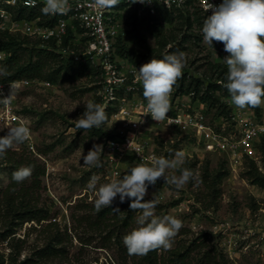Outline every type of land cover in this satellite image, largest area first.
<instances>
[{
    "label": "rangeland",
    "instance_id": "1",
    "mask_svg": "<svg viewBox=\"0 0 264 264\" xmlns=\"http://www.w3.org/2000/svg\"><path fill=\"white\" fill-rule=\"evenodd\" d=\"M186 9L194 11V7H176L172 9L173 22L164 24L167 33L172 31L176 40L162 50L160 59L183 51L186 54L183 74L202 77L205 81L213 77L226 80L227 71L224 72L223 66L217 72L213 66L225 65L222 59L227 55L206 45L203 37L194 38L195 33L202 34V28L186 26ZM12 10L18 15V9ZM121 10L123 38L127 40L125 31L135 9L123 6ZM29 11L25 10V15ZM2 32L14 35L18 40L26 37L29 47L45 44L30 35L8 30H1L0 35ZM65 40L64 48L68 53L80 50L71 32ZM135 45L145 52L149 46L158 54L152 36H148L147 46ZM1 53L5 56V52L0 51V66L4 59ZM27 54L24 52L22 57L25 59ZM144 63L146 60L141 65ZM58 68V62L50 61L42 76L15 81L12 107L29 125L34 149L26 142L14 143L0 157V199L12 183L10 172L34 160L44 173L37 179L31 175L16 183V187L21 193H27L23 200L30 201L44 219L19 222L4 210L0 211V231L6 230L10 234L6 238L0 236V264H141L140 256H130L122 240L138 226L139 210H131V201L125 199L121 202L117 196L112 203L114 206L111 205L105 216L98 218L99 212L94 207L95 193L88 189L93 176L98 177V189L101 184L122 177L130 167L140 163L127 157L119 167V175L113 176L103 154L100 157L102 167L85 166L81 158V154L86 155L94 144L103 145L109 135H117L123 128L121 118L115 117L112 109H106L108 120L99 129H76L74 120L83 114L88 101L102 105L97 87L101 77L65 75L59 73ZM47 81L51 82L50 86L45 85ZM178 82L179 79L173 86L171 104L188 110L191 102L188 94L178 92ZM7 91L9 93V87ZM219 93L224 98L222 89ZM1 112L2 104L0 136H4L17 124L3 120ZM246 112L250 114V110L246 109ZM205 113L210 124L219 125L220 116L215 115V107L205 105ZM232 115V109L230 119L222 115L228 127L233 121ZM259 117H264V105L260 107ZM149 126L145 137L154 143L157 157L171 159L178 151L184 154V163L177 169L166 170V175L178 176L180 168H188L198 178L190 180L179 190L165 183L163 178L148 186L145 200L155 198L158 201L156 214L172 215L183 222L171 249L160 248L158 253L168 257L173 249L190 245L199 233L207 231L212 234L206 246L191 251L190 264H200L203 252L214 246L222 250L229 264H264V187L253 182L255 175L264 176V140L256 143L255 158L245 154L234 165L228 154L205 150L191 132L166 124L149 123ZM114 208H119L120 212H114ZM49 243L55 247L53 253L42 255V249Z\"/></svg>",
    "mask_w": 264,
    "mask_h": 264
},
{
    "label": "clouds",
    "instance_id": "2",
    "mask_svg": "<svg viewBox=\"0 0 264 264\" xmlns=\"http://www.w3.org/2000/svg\"><path fill=\"white\" fill-rule=\"evenodd\" d=\"M132 3H145V0H131ZM120 0H92L91 6L111 9ZM212 10L203 21L201 29L203 42L212 47L213 41L221 42L228 53L222 59L227 66V82L223 85L238 109L257 108L264 105V0H222L218 6L209 3L206 11ZM71 10L69 0H44L41 12L44 15H66ZM213 48V47H212ZM186 54L183 51L167 54L163 59L152 58L141 65L136 79L142 84L143 97L147 101L145 115L150 114L154 121L162 122L170 111V97L173 86L183 75ZM6 67L0 66V77L8 76ZM15 81L9 84V94L0 92V104H9L16 93ZM108 120L105 106L94 101L85 104V111L74 120L76 129L89 131L99 129ZM30 139V129L21 123L9 128L0 136V157L13 147ZM103 145L94 144L86 155L81 154L83 164L89 167H102L100 157ZM184 154L176 152L174 158L153 156L151 164H136L120 178L96 187L98 177L93 176L88 189L94 191V207L97 212L112 205L117 196L121 202L131 201V210H139L137 227L122 237L130 256H144L150 251L171 249L173 239L183 227V222L172 216L156 214L158 201L145 200L149 185H155L163 178L165 183L182 189L190 180H197L193 170L180 168V175H166V170L177 169L184 163ZM32 166H21L12 173V180L21 183L32 175ZM114 212H120L114 208Z\"/></svg>",
    "mask_w": 264,
    "mask_h": 264
},
{
    "label": "built area",
    "instance_id": "3",
    "mask_svg": "<svg viewBox=\"0 0 264 264\" xmlns=\"http://www.w3.org/2000/svg\"><path fill=\"white\" fill-rule=\"evenodd\" d=\"M209 3L218 6L222 0H145V3L120 0L117 7L104 10L92 7V0H69L71 10L66 15H49L56 21L54 24H46L39 16L18 17L12 10L44 6V0H0V31L30 35L43 42L52 41L64 54L68 51L62 45L71 32L80 50L68 54L81 62L88 58L99 66L101 78L98 96L106 109H112L114 116L121 118L120 124L123 127L118 130L117 135L107 138L103 144L102 154L109 162L113 176L119 175V167L127 157H132L139 163H151V158L156 156L154 143L145 137L150 129L149 123L166 124L191 132L205 150L226 153L235 165L238 158L245 154L256 157V143L264 140V117L260 118L254 108H246L250 110V114H247L246 109H238L232 104L229 94L223 100L232 109L233 121L228 127L223 116H220L217 121L219 125L214 126L206 117V104L200 100H192L191 94H188L191 102L188 110L171 104L170 97L168 117L162 122L154 121L150 114L145 115L147 101L143 97L142 84L136 79L141 65L131 63L115 51L117 39L124 35L121 7H133L140 15L144 10L154 14L157 8L197 6L205 20L212 14L211 9L206 11ZM1 57H4L3 53ZM10 82L0 81V92L4 96L9 94L7 87ZM45 85L50 86L51 82L47 81ZM1 118L12 124L23 123L29 127L13 110L12 101L7 105L2 104ZM32 138L30 129V139L25 142L34 149Z\"/></svg>",
    "mask_w": 264,
    "mask_h": 264
},
{
    "label": "trees",
    "instance_id": "4",
    "mask_svg": "<svg viewBox=\"0 0 264 264\" xmlns=\"http://www.w3.org/2000/svg\"><path fill=\"white\" fill-rule=\"evenodd\" d=\"M42 7L43 6H39L30 9L28 15H25L26 9L18 8L17 16H27L30 18L39 16L44 23L54 24L56 19L49 17V15L42 14ZM192 7H194L193 12H190L189 9H186L184 12L185 24L190 29L196 25L199 26V28H202L204 16L197 6ZM172 9L174 8H157L154 14L144 10L140 15L137 14V11L135 10V14L130 16L131 19L128 22L129 28L125 31L127 40L124 39L123 36H120L115 43L116 53L136 65H141L145 60L146 62H149L152 58L160 59L162 50L176 40L173 32L171 31L170 33H167L164 25L166 23H172L175 19ZM148 36H152L155 39L158 48V50L156 49V52H158V54L152 52L154 49L147 46ZM194 38L202 39V34L195 33ZM44 43L45 44H43L42 47H37V45L29 47L28 45L30 42L26 37H24L23 40H18L14 35L2 32L0 35V51L5 52L2 66L7 68L9 75L6 77H0V81L9 82L18 81L27 77H40L50 61L58 62V72H63L65 75L74 74L75 77L99 75L101 77V69L99 66L92 63L88 58H86L84 62H81L69 54L66 55L62 53L60 49L56 47L54 42L47 41ZM23 44H25V47H22ZM66 44L67 40H65L62 47ZM135 44L139 46H147V52L138 49ZM212 47L218 52L228 55V53L224 51L223 43L213 41ZM24 52H28L25 59L22 57ZM222 66L224 72L227 71L226 65H214L213 67L217 72ZM218 80H220V82ZM226 82L227 80H223L221 77H213L212 79L205 81L202 77L199 78L183 74L177 83V90L179 93L191 94L193 100H200L207 106L215 107L216 116L223 115L230 119L231 108L222 100L223 97L219 93L222 89L224 97L229 95L227 89L223 86ZM97 87H99V84ZM254 109L260 114V107ZM109 137H113V135H109L108 138ZM252 163L253 167L256 168L255 162L252 161ZM16 165H18V163ZM26 166H32V176L35 179L44 173V169H39L34 160L27 163ZM14 171L15 169L10 172L11 177ZM221 176L222 175H219V177ZM253 180V182L264 187V176L255 175ZM26 194L27 193L25 192L21 193V190L16 187V182L12 180V183L5 190L3 197L0 199V211L4 210L5 213H8L10 216L12 215L13 219L16 218L19 222L31 220L41 221L44 219V215H42L35 206L31 205L30 201L23 200V197ZM110 207L101 209L98 218L105 216L107 211L110 210ZM211 234V232L207 231L199 233L190 245L176 247L171 251L168 257H163L162 254L158 253L159 249H157L150 251L147 255L140 256V260L146 264H190L189 257L191 251L194 248L206 246V241ZM9 235L10 234L6 230L0 231L1 237L6 238ZM54 248L55 247L49 243L42 249L41 254H51L53 253ZM200 264H229V260L225 257L222 250H219L214 246L203 252Z\"/></svg>",
    "mask_w": 264,
    "mask_h": 264
}]
</instances>
